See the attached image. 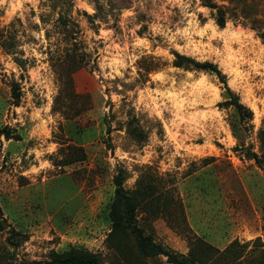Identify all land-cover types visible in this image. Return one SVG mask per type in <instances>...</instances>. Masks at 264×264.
<instances>
[{
	"label": "rangeland",
	"instance_id": "374dc122",
	"mask_svg": "<svg viewBox=\"0 0 264 264\" xmlns=\"http://www.w3.org/2000/svg\"><path fill=\"white\" fill-rule=\"evenodd\" d=\"M0 29L12 43L0 46V264L73 246L105 264H173L111 236L121 170L129 189L157 186L138 224L167 249L264 264V41L251 23L230 12L220 27L201 0H0ZM174 51L218 65L253 117L221 104L216 74L174 66Z\"/></svg>",
	"mask_w": 264,
	"mask_h": 264
},
{
	"label": "trees",
	"instance_id": "16d2710c",
	"mask_svg": "<svg viewBox=\"0 0 264 264\" xmlns=\"http://www.w3.org/2000/svg\"><path fill=\"white\" fill-rule=\"evenodd\" d=\"M202 5L216 11V22L220 27H224L227 22L228 13L232 12L239 22L251 23V27L258 31L259 36L264 41V0H228V4L220 5L215 0H201ZM8 36L3 29H0V46L4 49H9L12 43L8 42ZM173 65L179 68L201 70L216 74L220 80L225 84L228 97L221 104L225 106H234L237 113L242 118H252L253 111L244 105L239 96L234 93L227 85L226 77L221 69L211 61H199L194 57L174 51ZM19 64H24L22 58H16ZM78 61L73 58V65ZM76 66H79L77 64ZM75 66V67H76ZM152 67L147 69L150 72ZM12 95L16 102L20 99V93L17 91V84L12 88ZM128 133L137 142H144L146 134L144 129L136 124L133 120L128 121ZM5 135L7 139L11 138L9 132L5 129L0 130V135ZM258 164L261 165V160L258 153H249ZM264 157V153H263ZM127 175L124 171H118L114 177L115 193L112 202L109 205L107 215L111 222V236H132L135 240L136 248L141 257H149L155 255H164L168 261L173 264H192L191 256H185L177 252H173L162 244L155 241L153 234H146L144 229L138 224V212L141 207H146L150 210H155L157 201L160 196L150 198L153 191L157 188L152 183H145L146 181L140 177L137 186L129 189L125 186ZM156 200V201H155ZM0 216L2 217L1 209ZM3 223L0 221V230H2ZM22 235L23 241L28 238L27 234H22L12 230V239L16 236ZM21 264H105L101 253L90 251L84 248L71 247L63 252L52 253L50 260H33L23 261Z\"/></svg>",
	"mask_w": 264,
	"mask_h": 264
}]
</instances>
